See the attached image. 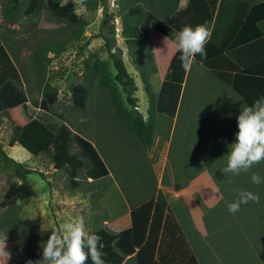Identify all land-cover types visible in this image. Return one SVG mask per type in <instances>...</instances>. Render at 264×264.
<instances>
[{"label":"rangeland","instance_id":"1","mask_svg":"<svg viewBox=\"0 0 264 264\" xmlns=\"http://www.w3.org/2000/svg\"><path fill=\"white\" fill-rule=\"evenodd\" d=\"M59 1L75 3V21L55 15L50 0H40L30 14L26 13L30 0H0V44L12 59L29 103L28 112L20 105L5 111L0 143L9 156L32 169L26 181L35 190L19 205L0 206V264H16L22 257L43 252L41 244L52 229L78 218H83L87 231L98 226L120 229L123 223L115 225L117 216L124 218L129 211L124 196L140 187L145 189L143 198L163 197L178 213L182 206L180 212L189 224L185 228L199 230L210 249L222 251L224 259L220 251L217 254L226 264H264V183L251 181L253 172L263 177L264 163L237 176L222 172L228 145L239 131L237 117L246 106L243 98L194 61L176 113H160L155 107L169 58L176 50L158 25L186 0L107 1L115 14L110 21L116 26L113 51L123 49L128 71L135 77L139 109L153 126L150 143L141 140L128 123L130 105L115 79L117 71L104 39L97 36L104 0ZM236 1L223 0L228 6ZM240 1L246 7L259 0ZM131 6L141 14H131ZM57 48L65 50L57 54ZM258 65L254 69L264 71V61ZM77 83L88 91L83 107L73 103L72 86ZM55 91L58 98L50 111L61 125L48 151L34 156L19 144L10 145L29 113L35 115L42 99ZM74 133L95 144L110 175L91 181L83 176V169L74 177L70 174L66 153L78 156ZM149 164L155 170L145 175ZM12 180L23 181L12 168H0V202ZM240 190L258 194L259 203L249 202L230 213L228 204ZM124 264H136V260L129 258Z\"/></svg>","mask_w":264,"mask_h":264},{"label":"trees","instance_id":"2","mask_svg":"<svg viewBox=\"0 0 264 264\" xmlns=\"http://www.w3.org/2000/svg\"><path fill=\"white\" fill-rule=\"evenodd\" d=\"M40 0H30L26 13L34 12ZM108 0L102 3V19L97 36L104 39L113 65L115 79L122 86L126 100L130 105L127 112L128 123L145 143L152 139V123L146 121L139 109L136 96L138 85L135 77L128 71L123 59V49L116 46V26L110 23L115 14L109 11ZM240 0L233 6L225 5L223 0H186L165 22L158 25L160 32L177 43L175 35L184 26L205 25L211 31V39L206 44V58L197 55L195 61L207 67L233 91L239 94L246 106L255 99L264 97V76L240 72L242 68L264 60V0L242 6ZM50 8L55 15L75 21V3L61 4L59 0H50ZM131 14H141L140 9L130 7ZM233 34L226 47H223L229 34ZM53 49V48H52ZM65 48H57L61 53ZM41 55L47 58L46 52ZM181 53L178 48L172 55L168 72L162 81L155 107L160 113L174 115L182 92L187 72L181 67ZM48 60H51L49 57ZM50 87V85H47ZM87 88L82 83L72 86L73 103L83 107L87 99ZM58 98L57 91L48 94L39 104L40 110L35 115L29 113L28 121L13 134L10 145L19 144L32 155L37 156L48 151L60 130V119L50 109ZM22 106L29 110L28 97L17 81V72L6 48L0 44V126L4 113L11 106ZM77 155H68L71 164L70 174L74 177L81 170L84 177L99 179L109 174V168L95 144L80 133L72 135ZM0 168H12L23 181L12 180L6 189L1 207L17 205V200L25 201L35 194V190L26 177L32 169L9 156L0 143ZM264 170V169H263ZM264 177V172L262 174ZM74 183V181L72 180ZM75 184V183H74ZM177 209V208H176ZM175 209V211H176ZM171 209L165 198H151L135 206L131 211V225L119 231L105 226L90 230L102 237V251L106 264H124L127 256H133L136 264H222L225 261L217 252L210 249L205 237L196 229H186L188 222L180 212ZM181 216V218H180ZM183 219L185 224L183 223ZM186 227V228H185ZM210 227V226H209ZM215 237V235H213ZM207 238L209 236L207 235ZM216 239V237H215ZM215 247V246H214ZM223 255V253H222ZM42 258L41 253L22 257L16 264H27ZM224 259V255L222 257ZM222 260V261H221ZM88 264H91L89 259ZM226 264V262H225Z\"/></svg>","mask_w":264,"mask_h":264},{"label":"clouds","instance_id":"3","mask_svg":"<svg viewBox=\"0 0 264 264\" xmlns=\"http://www.w3.org/2000/svg\"><path fill=\"white\" fill-rule=\"evenodd\" d=\"M167 39V38H166ZM181 67L188 72L193 67L195 57L206 58V44L211 39V31L205 25L184 26L175 35ZM239 131L235 134V142L228 145L227 165L222 170L234 176L248 173L264 163V97L255 99L250 106H244L237 117ZM254 184L264 183L259 173L251 174ZM249 202L259 203V195L251 191L240 190L235 201L228 204V211L235 214L242 205ZM21 202L17 200L19 205ZM102 237L87 231L83 218L75 222H65L52 229L46 242L41 244L42 258L27 264H106L104 259ZM4 254L9 255L4 251Z\"/></svg>","mask_w":264,"mask_h":264},{"label":"crops","instance_id":"4","mask_svg":"<svg viewBox=\"0 0 264 264\" xmlns=\"http://www.w3.org/2000/svg\"><path fill=\"white\" fill-rule=\"evenodd\" d=\"M174 44H176V50H177V48H178V46H177V43L176 42H174L173 40H171ZM175 50V51H176ZM175 51H174V53H175ZM173 53V54H174ZM172 54V55H173ZM171 58H172V56L169 58L170 60H171ZM170 60H169V63H170ZM264 61V60H263ZM262 62V61H261ZM258 63H260V62H257V63H255V64H252V65H250V66H247V67H245V68H242L241 70H240V72H242V73H245V74H250V75H263L264 76V74H260L261 72H264L263 70H260V69H257V70H255L254 68L256 67V66H259L258 65ZM199 65L200 66H202L200 63H199ZM144 115V114H143ZM144 118H145V120L146 121H148V119H147V117L144 115ZM149 118V117H148ZM158 164V163H157ZM166 164V163H165ZM147 168V169H146ZM146 168H144V170H145V175H147L148 173H152V171L153 170H155L154 169V167H152V165H147V167ZM142 169V171H143V168H141ZM156 169H160V168H158V166H157V168ZM164 171V170H163ZM163 171H162V174H163ZM155 172V171H154ZM111 174V172H110V169H109V174L108 175H110ZM155 174H158L157 173V171H156V173ZM162 174H161V177H163L162 176ZM107 175V176H108ZM106 177V176H105ZM104 178V177H103ZM87 179H89V180H91V181H94V180H99V179H102V178H99V179H93V178H91V177H88ZM115 181H116V184H118V182H117V180L115 179ZM187 183H185L184 185H186ZM195 184V183H194ZM188 185H192L191 183H188ZM161 189V188H160ZM144 193H145V189L143 188L142 189V187H140V190L139 191H136V192H133V193H131V194H129L128 195V198L126 197V196H124L125 197V201L127 202V207H128V209H129V211H128V215H126L124 218L123 217H121L120 216V214L117 216V220H116V223H115V225H117V224H119V223H123V226L120 228V229H118V230H114V229H111V230H114V231H119V230H121V229H123V228H126V227H128V226H130L131 225V211H132V208H134L135 206H138V205H140V204H142L143 202H145V201H147V200H149V199H151V198H153V196H150V197H144L143 198V195H144ZM129 199V200H128ZM189 225V224H188ZM194 230V229H193ZM129 258H133V256H127L126 257V259H125V262L129 259Z\"/></svg>","mask_w":264,"mask_h":264}]
</instances>
